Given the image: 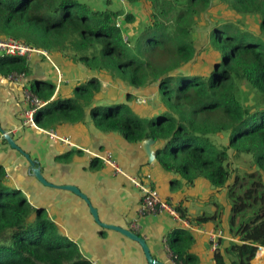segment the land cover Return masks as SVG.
<instances>
[{"label": "trees", "instance_id": "obj_1", "mask_svg": "<svg viewBox=\"0 0 264 264\" xmlns=\"http://www.w3.org/2000/svg\"><path fill=\"white\" fill-rule=\"evenodd\" d=\"M126 1L143 6L150 1L151 15L142 18L112 1L101 9L82 0H0V37L66 53L134 87L158 84L162 107L156 116L144 118L127 103L110 102L91 108L93 124L134 144L153 137L164 170L179 174L188 185L205 179L226 189L231 200L229 228L243 242L236 245L239 261L233 264H253L254 244L264 245V34L223 23L210 32L213 62L202 71H179L195 58L194 30L214 0ZM217 1L255 17L264 33V0ZM31 73L25 57L0 55V75ZM30 88L45 103L36 107L37 126L53 129L61 122L84 121L102 82L93 76L78 84L71 97L53 98L56 87L51 81L35 80ZM223 134H228L227 145L213 139ZM230 149L235 155H251L254 169L235 172ZM7 176L0 165V264H93L47 210L33 206ZM179 184L173 180L172 189ZM175 207L187 219L183 204ZM194 242L183 227L165 240L178 264H199ZM215 258L216 264H226L220 253Z\"/></svg>", "mask_w": 264, "mask_h": 264}, {"label": "crops", "instance_id": "obj_2", "mask_svg": "<svg viewBox=\"0 0 264 264\" xmlns=\"http://www.w3.org/2000/svg\"><path fill=\"white\" fill-rule=\"evenodd\" d=\"M82 1L101 9L107 7L108 1H112L119 9H135L140 14L142 12L137 8L147 6L142 3L132 5L126 0ZM97 4L100 6L97 7ZM49 53L50 59L38 56L29 61L32 73L20 81H12L0 75V126L13 136L23 151L38 162L44 177L54 186L43 184L32 174L30 160L21 150L12 147L0 131V165L6 169L9 182L22 190L33 206L45 208L60 230L79 245L84 256L93 264L149 263L139 242L116 230L100 226L87 201L73 191L61 188L62 185L79 187L98 210L101 221L132 229L144 237L154 258L165 264H178L165 243L167 235L178 227L190 230L195 237L192 251L199 257V264H216V253L221 254L226 264L239 261L238 254H234L233 245L243 242L229 231L228 221L222 223L227 229H218L211 221L204 224L193 221L197 215L194 208V200L198 199L196 188L212 187L207 180L198 179L193 185H188L179 174L164 170L157 159L150 163L142 142L130 143L120 134L104 133L93 124L91 108L110 102L127 103L144 118L156 116L162 107L161 102L158 100L156 106H151L150 100L158 96V84L134 87L120 78L91 70L63 52ZM93 76L101 80L102 90L92 105L87 107L84 121L61 122L53 128L59 135L69 137L78 148L53 139L50 128L22 124V114L27 107L23 91L33 81H51L56 87L53 98L71 97L78 84ZM140 97L150 98L149 102L140 103ZM158 143L154 145L155 151ZM108 150L113 152L126 174H117L113 167L103 163L100 155ZM69 152L73 154L61 157ZM95 159L98 162L93 166ZM148 175L151 177L147 178ZM133 178L140 183L150 182L164 199L174 205L182 203L191 226H187L184 221H178L167 212L139 216L142 194L140 185ZM173 180H179L180 184L172 189ZM213 188L214 192L226 191L214 186ZM230 208L231 205L229 213ZM134 223L138 226L134 227ZM218 230L223 235L214 250L210 233ZM252 263L256 264L254 259Z\"/></svg>", "mask_w": 264, "mask_h": 264}, {"label": "rangeland", "instance_id": "obj_3", "mask_svg": "<svg viewBox=\"0 0 264 264\" xmlns=\"http://www.w3.org/2000/svg\"><path fill=\"white\" fill-rule=\"evenodd\" d=\"M145 4H147L145 8L144 7L142 9L140 7L137 8L138 11L142 12L140 14L142 18L145 16L151 15L150 1H146ZM96 6L99 7L100 5L97 4ZM134 10L135 9H133L132 11ZM143 20L147 21L148 19L144 18ZM227 22L233 23L234 25L238 27H242L244 29L249 28L251 29V31H254V33L258 35L264 34V33H261L259 24L258 22H256L255 17H248V15H240L235 10L231 9L230 7L222 4L221 2H218L217 0H214L211 8L209 9V12L202 15V17L198 20V23L194 30L195 31L194 38L196 42L195 58L193 61H190L188 64L181 67L179 71L190 72L191 67L195 71H198V70L202 71L203 68H206L208 63L211 64L213 62V58L216 55H215V51L213 50L212 46L209 43L210 42V39H209L210 32L213 28L223 23H227ZM261 47L264 48V45H262ZM65 55L67 54L65 53ZM144 99H146V103H148L150 98L140 97L138 100H144ZM158 100H160L159 94L158 96H154V98L150 100L151 106H156L158 104L157 103ZM213 139L216 141V143L220 145H227L228 134L215 136L213 137ZM229 151L231 155V159H230L231 168L234 169L235 172L244 174L245 172L251 171L254 169L255 163L251 155L249 154L235 155L233 150L230 149ZM214 190L215 189L213 188V186L212 187L199 186L198 188H196V192H197L196 196L198 199L194 200V203H195L194 208H195V213L197 215L194 217L193 221L195 223L196 221H199V222H202L203 224L205 222L208 223L211 221V223L214 224V227L218 229H221V228L227 229V227L222 226V223L223 221H228L227 224L229 223V217H230L229 206L231 205V200L227 197L226 191L214 192ZM249 217L250 215L247 216V218ZM239 220L240 218L238 219V222ZM229 231H230V228H229ZM231 233L234 234L233 232ZM236 245L237 244L233 245V251H234L235 256H237V254H239V251H240L238 246Z\"/></svg>", "mask_w": 264, "mask_h": 264}, {"label": "built area", "instance_id": "obj_4", "mask_svg": "<svg viewBox=\"0 0 264 264\" xmlns=\"http://www.w3.org/2000/svg\"><path fill=\"white\" fill-rule=\"evenodd\" d=\"M121 21L118 22V26H121ZM127 38V36H126ZM0 55H17L23 56L28 61H31L34 57L44 56L47 59H50V53L47 49L32 46L22 40L14 39L11 37H0ZM24 77L23 75L13 74L8 79L12 81H20ZM24 101L27 103V107L24 109L22 114V124L24 126L36 127L34 116L36 107H41L45 103H42L40 99L32 92L29 86L24 88ZM140 103H146V99L139 100ZM51 137L56 141H61L69 147L78 148V146L69 138L61 136L53 129L50 130ZM89 151V150H87ZM101 156L103 163L107 166L113 167L117 174H126L125 170L118 163L116 157L112 151H106ZM151 175H148L147 178H150ZM135 182L140 185L141 190V203L138 209L139 216H146L150 214H160L167 212L172 215L178 221H184L187 226H191L188 222V219H182L179 211L175 205L167 199H164L160 194L159 190L149 183H140L137 179L133 178ZM134 227H137V223L133 224ZM223 233L221 230L212 231L210 233L211 245L214 250L218 247V241L222 237ZM254 261L256 264H264V245L254 244ZM172 253V252H171ZM173 255V253H172Z\"/></svg>", "mask_w": 264, "mask_h": 264}, {"label": "water", "instance_id": "obj_5", "mask_svg": "<svg viewBox=\"0 0 264 264\" xmlns=\"http://www.w3.org/2000/svg\"><path fill=\"white\" fill-rule=\"evenodd\" d=\"M0 130L2 131L4 138L8 141V143L12 147H14L18 150H21V152L24 153L25 156L30 160L32 174L43 184L48 185V186H54L53 183L49 182L44 177V175L42 173L41 166L38 164V162L36 160L32 159L28 153H26L25 151H23L21 149V147L16 143L13 136L11 134H9L8 131L4 130L1 126H0ZM155 144H156V140L153 137L146 138L145 140L142 141L143 148H144V150L148 156L150 163H152L156 159V151L154 149ZM60 187L63 189L73 191L74 193L81 196L85 201H87V203L90 206L91 213L93 214L96 222L100 226L107 228V229L116 230V231L122 233L123 235L139 242L140 245L142 246L143 250H144V253L146 255V259H147L149 264H165L164 262H161V261L154 258L153 254L150 250V247H149V245H148V243L144 237H142L141 235H139L138 233H136L132 229L121 227L118 225L104 223L103 221H101L99 214H98V210L91 204L88 196L85 193H83L79 187H77L76 185H70V184H65V185H62Z\"/></svg>", "mask_w": 264, "mask_h": 264}]
</instances>
